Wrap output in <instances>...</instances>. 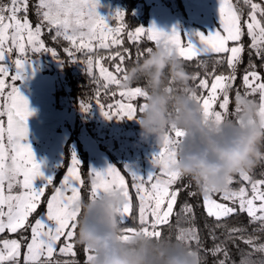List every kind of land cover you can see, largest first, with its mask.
Masks as SVG:
<instances>
[{
    "label": "snow or ice",
    "instance_id": "snow-or-ice-1",
    "mask_svg": "<svg viewBox=\"0 0 264 264\" xmlns=\"http://www.w3.org/2000/svg\"><path fill=\"white\" fill-rule=\"evenodd\" d=\"M98 7L99 0H36L34 4L32 0H0V237L5 232L17 237L0 238V264H77L76 233L85 185L81 163L73 153L65 175L57 183L52 177H44L32 147L27 143V121L33 113L16 82L25 78L26 66L37 54H49L61 63L71 61L84 65L95 86V103L83 99L82 111L87 112L95 104L106 119L133 120L138 119L144 107V103L137 106L134 101L145 99L146 92L140 86L121 87L127 78L126 63L133 59L130 49L124 47L125 37L134 46L145 38L155 46L164 45L182 61L197 60L205 69L203 76L191 75V79L198 83L195 88L184 91L201 106L205 124L218 130L227 118L229 93L247 48L249 63L241 77L244 91L241 93L237 89L235 100L242 95L258 94L259 115L264 119V75L256 70L252 61L255 55L264 66V3L219 0L218 29L207 35L196 33L200 47L175 29L170 33L158 30L155 25L129 29L121 10L111 16L110 23L98 13ZM30 8L36 17L35 23L30 19ZM45 35H49L53 43L65 42L62 51L67 59H62L56 48L47 45L43 39ZM245 36L249 39L247 46ZM152 50L151 47L143 50L137 47L136 61L151 54ZM213 57L216 58L213 71L207 72L204 58ZM216 65H226L227 72L216 74ZM172 85L174 81L170 80V93L178 90ZM108 100L111 102H106ZM217 104L220 110H216ZM238 113L239 109L235 107L237 122L243 125ZM185 135L174 123L170 126L153 155V171L147 176L127 171L122 173L112 165L102 171H89V199L120 191L124 197V204L119 209L121 222L131 218L138 223V227H124V240L137 230L159 239L162 226L168 225L175 214L181 193V188L176 185L183 177L173 171L171 165L175 162L177 146ZM238 175L240 180L230 177L223 190L203 192L204 211L207 217L216 221V228H227L224 220L246 213L249 223H258V230L264 231V178L254 179L249 171H241ZM126 177L130 178L131 184ZM38 178L41 180L39 186L35 183ZM234 182L240 186L233 188ZM182 187L186 189L190 185ZM50 188L51 195L46 196ZM214 194H219V199L214 198ZM188 195L197 194L189 192ZM181 211L192 214L193 206L185 202ZM241 231L246 229L227 228L226 240L215 243L217 237L214 230H210L209 238L213 239L214 245L202 250L213 256L223 254L224 259L217 264H227L230 257L226 242L240 238L252 248V252L242 255L241 264H255L251 257L254 253L264 254V244L257 245L251 235L237 237ZM185 233L188 234L186 242L189 247L192 241L200 247L197 229H180L176 239H185ZM84 252L89 264L92 254L87 249ZM59 256L65 259H58Z\"/></svg>",
    "mask_w": 264,
    "mask_h": 264
},
{
    "label": "clouds",
    "instance_id": "clouds-1",
    "mask_svg": "<svg viewBox=\"0 0 264 264\" xmlns=\"http://www.w3.org/2000/svg\"><path fill=\"white\" fill-rule=\"evenodd\" d=\"M190 79L181 58L160 45L128 67L121 87L144 82L146 98L137 120L141 138H154L158 148L174 123L186 135L177 146L171 169L190 178L202 192L220 191L230 177L264 161V119L260 105L242 95L235 107L243 125L227 118L218 130L206 125L201 106L184 91L191 88ZM170 80L178 89L172 93ZM123 204L120 191L82 199L76 244L92 254L89 264H202L199 252L187 245V233L185 239L171 241L137 230L124 240L119 211Z\"/></svg>",
    "mask_w": 264,
    "mask_h": 264
},
{
    "label": "rangeland",
    "instance_id": "rangeland-1",
    "mask_svg": "<svg viewBox=\"0 0 264 264\" xmlns=\"http://www.w3.org/2000/svg\"><path fill=\"white\" fill-rule=\"evenodd\" d=\"M123 2L124 0H99L97 11L111 23V16L117 10L124 12ZM145 5L149 6L148 24L138 27L149 28L155 25L158 30L169 33L175 29L198 47L196 33L207 35L216 31L219 26V0H140L135 14L143 15ZM29 16L35 23L36 17L31 8ZM72 68L74 73L85 71L84 65L79 62H72ZM16 83L28 99L33 113L27 121V143L31 145L45 178L52 177L55 180L56 174L65 166L66 144L76 126L77 140L70 143L68 162L60 180L66 173L73 153L81 163L78 143L87 154L88 173L93 169L102 171L109 165L117 167L123 173L119 163L125 171L142 176L153 171L152 158L160 146L156 147L154 138H141L138 119H106L95 104L87 112L82 111L81 102L76 105L69 95L70 87L63 63L51 55L37 54L31 64L26 66L25 78ZM243 91L244 88L241 93ZM257 95L248 98L256 102ZM134 103L139 106L144 103V98H137ZM215 107L220 110L218 104ZM89 178L91 182L90 175ZM35 183L39 186L40 178ZM51 191V188L48 189L46 196L51 195ZM214 198L219 199V194H214ZM4 234L6 236L3 238H15L10 237V233Z\"/></svg>",
    "mask_w": 264,
    "mask_h": 264
},
{
    "label": "trees",
    "instance_id": "trees-1",
    "mask_svg": "<svg viewBox=\"0 0 264 264\" xmlns=\"http://www.w3.org/2000/svg\"><path fill=\"white\" fill-rule=\"evenodd\" d=\"M140 0H124L123 2V8L125 13V23L128 25L129 29H134L135 27L144 25L146 26L148 24V7L145 5L144 7V13L143 15H137L135 14V9L137 6V3ZM258 3H264V0H256ZM32 3H35V0H32ZM245 13H247V9H245ZM43 39L46 41L47 45L49 47H54L58 50L60 57L62 59H67L65 53L62 51V48L66 46L65 42L61 41L60 43H53V41L50 39L49 35H45ZM249 42V39L247 36L244 37V43L247 46ZM125 48L130 49V51L133 54L132 61H128L126 63V66L129 67L133 64L134 61H136V53H137V47L141 50L151 47L153 50L155 49L154 42L147 41L145 38L142 42H140L138 45H133L127 41V38L125 37ZM216 58H204L206 66H207V72H212L214 68V60ZM252 61L256 65V70L260 72L262 75H264V66H262V61L258 59L255 55L252 56ZM249 63V55L247 48L245 50V53L243 54V63H241L238 66L237 69V79L234 82V87L230 91V103H229V110L227 114V119L235 120L236 116L234 115L235 111V91L239 89L242 91L243 85L241 77L244 73L245 68L248 66ZM106 66H108V62L105 61ZM183 67L185 68L186 72L190 75L192 74H200L201 76L204 75L205 69L201 66H199V62L197 60H193L191 62H185L183 61ZM72 62L71 61H64L63 62V70L65 71L66 78L68 81V85L70 87L69 95L72 98L73 102L76 105H79L80 102L84 99L85 102H95L94 99V84L92 83L90 77L87 75L86 71L84 72H78L74 73L72 71ZM215 72L216 74H219L221 72H227L226 65L224 66H215ZM211 81V78H209ZM189 86L191 88H195L198 81L190 79L188 81ZM132 87L140 86L144 87L143 81H136L132 85ZM175 87V85H172ZM199 91V89H197ZM104 98L102 97V100ZM106 102H111L110 100ZM257 104L259 103V95L256 97ZM77 133H78V127L76 126V130L72 132L70 140L66 144L65 148V166L61 168V170L56 174V179L54 181L59 182L62 174L64 173L66 169V164L68 162V154H69V146L71 141L77 140ZM78 149H79V157L81 160V167H82V173H83V179L85 180L84 188L82 189V199L88 200L89 199V187H90V178L88 174V165H87V154L81 149L80 144L78 143ZM264 151V149H262ZM114 160H116L114 158ZM119 167L123 170L122 164L119 163ZM250 174L253 176L254 179H261L264 178V161H261L258 163L251 171H249ZM234 179L236 181H239V175H234ZM129 184H131L130 178H128ZM183 185H190L188 188H183ZM240 186L239 183H233V188H238ZM176 187L181 188L180 196L178 197V202L175 207V214L170 218L169 224L164 225L161 228L162 236L167 237L169 240L174 241L176 240L177 235L179 234L180 229H191L195 228L198 231V235L200 238V247H198L197 243L195 241L191 242L190 247L196 249L201 257L202 264H217V261L224 259L223 254H219L216 256H213L211 254H206L205 251L202 249H211L214 245L213 239L209 238V231L214 230L215 236L217 239L215 240V243H220L222 241L226 240L227 236V228H240V229H246V231H241L236 234L237 237H248L249 235L253 236L255 238V243L257 245L264 244V231L258 230L260 228V225L258 223H249V218L246 213H240L238 215L232 216L227 218L223 221V224L227 226L216 228V221L212 218L207 217L204 208L202 206V196L203 192L198 188V186L188 177H183L180 183L176 185ZM189 192H195L197 195L190 197L188 195ZM187 202L188 204H191L193 206V213L192 214H185L181 211V206ZM133 204L135 206L136 200L135 196H133ZM136 215V209L134 207L133 210V216ZM123 227L127 226H133L138 227V223H136L133 219L129 218L125 222L122 223ZM25 235H28L26 233ZM6 236V234H3V237ZM10 237L17 238L14 234H9ZM0 237V238H3ZM226 248L229 253L230 259L227 261V264H241V257L244 253L252 252V248L245 244L242 239L235 238L234 240H227L226 242ZM24 249L22 250L23 254ZM76 252L77 256L75 257L77 264H87L86 259V253L84 252V248L81 246H76ZM59 259L63 260L65 257L59 256ZM68 259H71V257H67ZM252 261L255 262V264H262V261H264V254L261 253H254L251 257ZM22 261V258H21Z\"/></svg>",
    "mask_w": 264,
    "mask_h": 264
},
{
    "label": "crops",
    "instance_id": "crops-1",
    "mask_svg": "<svg viewBox=\"0 0 264 264\" xmlns=\"http://www.w3.org/2000/svg\"><path fill=\"white\" fill-rule=\"evenodd\" d=\"M259 104V103H258Z\"/></svg>",
    "mask_w": 264,
    "mask_h": 264
}]
</instances>
